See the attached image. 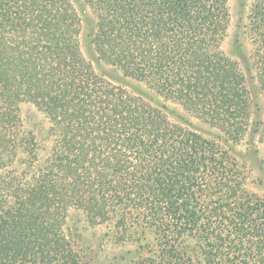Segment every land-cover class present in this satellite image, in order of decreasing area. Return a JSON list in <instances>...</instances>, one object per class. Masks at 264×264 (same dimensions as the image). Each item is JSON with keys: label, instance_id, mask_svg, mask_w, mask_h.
Here are the masks:
<instances>
[{"label": "trees", "instance_id": "16d2710c", "mask_svg": "<svg viewBox=\"0 0 264 264\" xmlns=\"http://www.w3.org/2000/svg\"><path fill=\"white\" fill-rule=\"evenodd\" d=\"M82 2L95 60L145 88L96 72L73 0H0V264H99L70 210L118 264H264V199L226 149L264 143L248 88L264 96V0H241L228 55L229 0ZM22 103L48 129L23 131Z\"/></svg>", "mask_w": 264, "mask_h": 264}, {"label": "rangeland", "instance_id": "374dc122", "mask_svg": "<svg viewBox=\"0 0 264 264\" xmlns=\"http://www.w3.org/2000/svg\"><path fill=\"white\" fill-rule=\"evenodd\" d=\"M75 6L81 15V49L84 57L87 60H92V64L96 72L101 73L106 76V78L117 77L119 81H124L129 87H138L139 89H144L145 86L141 83L135 82L132 79L125 78L122 71L115 67H112L104 62H98L95 60V55L93 49L89 43L90 35L93 34V15L91 11L86 7L82 0H73ZM249 4L244 2V6H241V0H229V27L227 31V36L223 42V52L229 54L231 50V44L234 43V35L238 33L239 26L245 24V17L247 13ZM118 83V82H114ZM248 88L251 96L253 97L252 102V120L257 118L264 120V96L258 88V85L253 83H248ZM160 101H162L160 99ZM168 109L175 110L182 116L188 119L191 126L195 129H199L202 136L206 139L214 140L217 143L219 141L216 138V130L210 129L207 125L201 123L194 117H188L183 111L176 105L170 102H164ZM255 104V106L253 105ZM20 119L23 131H30L38 135L40 129H48L49 122L45 116L40 113L34 105L30 103L20 104ZM257 111V112H255ZM40 138V137H39ZM253 147L248 146L247 139L241 141L239 144L227 145L226 149L229 151L232 158L235 159L238 165H243L245 168L247 182L246 187L248 191L260 199H264V143L259 140L257 135ZM43 147L45 150L48 149V143H44ZM249 147V148H248ZM230 149V150H229ZM45 152L41 151V156ZM10 169V168H7ZM22 171V168H19ZM18 170V171H19ZM69 228L73 233V238L80 243V247L85 251L90 252L91 255H99V264H118L121 263L113 259L114 254L120 252L119 248L106 237V229L104 227H91L87 224L86 220L82 214L75 210H70L67 224L63 227ZM126 248H134V246H124ZM130 258L127 256L126 262Z\"/></svg>", "mask_w": 264, "mask_h": 264}]
</instances>
